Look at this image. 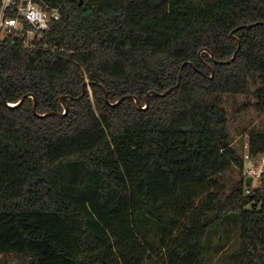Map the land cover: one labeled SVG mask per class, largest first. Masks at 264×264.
Instances as JSON below:
<instances>
[{
  "label": "trees",
  "instance_id": "1",
  "mask_svg": "<svg viewBox=\"0 0 264 264\" xmlns=\"http://www.w3.org/2000/svg\"><path fill=\"white\" fill-rule=\"evenodd\" d=\"M34 1L44 38L0 39L1 264H204L230 212L264 264V127L239 153L223 105L264 119V0Z\"/></svg>",
  "mask_w": 264,
  "mask_h": 264
},
{
  "label": "rangeland",
  "instance_id": "2",
  "mask_svg": "<svg viewBox=\"0 0 264 264\" xmlns=\"http://www.w3.org/2000/svg\"><path fill=\"white\" fill-rule=\"evenodd\" d=\"M244 95H230L224 97V107L229 115V132L232 146L242 153L247 145V133L252 128H263L264 119L257 115L252 109H242L243 103L251 101L250 92ZM64 107V105H63ZM243 142V143H242ZM232 179L239 175L236 172L231 174ZM256 181L253 182V185ZM224 189L229 190L230 184H224ZM206 259L204 264H239L240 245V214L230 212L222 219L221 225L210 229L205 238ZM0 255V264H1ZM146 264V263H145Z\"/></svg>",
  "mask_w": 264,
  "mask_h": 264
},
{
  "label": "built area",
  "instance_id": "3",
  "mask_svg": "<svg viewBox=\"0 0 264 264\" xmlns=\"http://www.w3.org/2000/svg\"><path fill=\"white\" fill-rule=\"evenodd\" d=\"M61 17L60 9L43 10L34 0H0V39L12 33H25V42L44 38L45 32ZM247 145H245V149ZM264 173V155L257 159L245 155L244 176L251 183Z\"/></svg>",
  "mask_w": 264,
  "mask_h": 264
},
{
  "label": "water",
  "instance_id": "4",
  "mask_svg": "<svg viewBox=\"0 0 264 264\" xmlns=\"http://www.w3.org/2000/svg\"><path fill=\"white\" fill-rule=\"evenodd\" d=\"M236 39V41H237V43H238V48H239V40L237 39V38H235ZM233 57H234V55H233ZM232 57V58H233ZM212 76V75H211ZM179 77H180V74H179ZM172 89V87L171 88H169V89H167L165 92H163L162 94H166L167 92H169L170 90ZM103 92H104V98L106 99V101H107V92H106V90H105V88L103 87ZM84 93V87H82V94ZM152 93H154V92H152ZM32 98H33V108L35 109V104H36V99H35V96L34 95H32ZM135 99V103H136V105H137V107L138 108H140V102H139V100L137 99V98H134ZM145 103L146 104H148V101H147V98L145 97ZM64 112H66V110H67V107L64 105ZM62 114H64V113H62ZM245 182H246V184L247 185H250L251 184V177L250 176H247V177H245Z\"/></svg>",
  "mask_w": 264,
  "mask_h": 264
}]
</instances>
